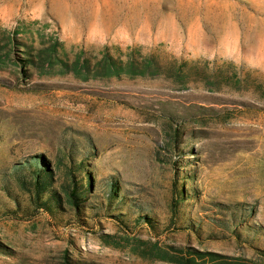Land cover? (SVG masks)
Segmentation results:
<instances>
[{
  "label": "rangeland",
  "instance_id": "1",
  "mask_svg": "<svg viewBox=\"0 0 264 264\" xmlns=\"http://www.w3.org/2000/svg\"><path fill=\"white\" fill-rule=\"evenodd\" d=\"M70 145L91 188L78 211L36 209L12 166L42 153L62 196ZM260 248L264 0H0V264H264Z\"/></svg>",
  "mask_w": 264,
  "mask_h": 264
},
{
  "label": "trees",
  "instance_id": "2",
  "mask_svg": "<svg viewBox=\"0 0 264 264\" xmlns=\"http://www.w3.org/2000/svg\"><path fill=\"white\" fill-rule=\"evenodd\" d=\"M155 73V72H153ZM152 73V74H153ZM112 74L118 75L119 72H114ZM72 145V144H71ZM67 146V149L63 147V156L68 158V161L64 159L63 156L58 157V162H63L68 164L67 172L69 173V180L62 184L64 195H60L56 189L52 187L51 180L54 176V166L51 164L49 159L45 157L42 153L34 154L29 157H25L23 161L16 162L12 169L15 172L17 178V185L28 193L30 201L36 209H44L52 215L56 214L57 209L61 208L62 198H65L69 205L79 210L82 203L83 194L86 190L91 188V177L89 172H86L88 180L85 182V168H84V158L77 159L75 153L78 149H74L73 146ZM83 166V167H82ZM83 174H79L82 170ZM78 171V172H77ZM6 178V179H5ZM84 179V180H83ZM3 188L8 192H12L10 188V183L7 177H3ZM113 194V182L111 183V189L108 195ZM20 209V204L16 201V207H7L3 209V213H14L15 209ZM22 209L28 210L27 207ZM24 214H30L24 212ZM117 218L119 215H116ZM141 218L146 219L151 225L153 223L146 215H141ZM122 218H119L121 220ZM139 219V217H137ZM264 253V249H259Z\"/></svg>",
  "mask_w": 264,
  "mask_h": 264
}]
</instances>
